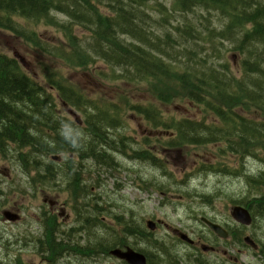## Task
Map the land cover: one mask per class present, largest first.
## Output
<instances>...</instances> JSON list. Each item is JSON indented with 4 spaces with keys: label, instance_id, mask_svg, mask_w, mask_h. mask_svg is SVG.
<instances>
[{
    "label": "trees",
    "instance_id": "16d2710c",
    "mask_svg": "<svg viewBox=\"0 0 264 264\" xmlns=\"http://www.w3.org/2000/svg\"><path fill=\"white\" fill-rule=\"evenodd\" d=\"M150 1L68 0L69 4L64 5V0H0V28L21 34L39 45V39L33 36L34 31L25 33L16 19L37 22L49 18L53 10L62 12L71 19L73 25L81 26L91 34L88 44L82 45L72 33V25H61L64 37L73 47V50L63 55L71 65L83 67L93 63V57H97L105 61L117 79L147 84L158 102H171L185 96L203 105L218 121L206 124L187 118L165 120L159 108L151 103H111L110 112L105 104L87 98L55 71L45 74L46 87L38 84L24 72L15 58L0 51L1 157L16 159L26 173L32 170L41 173L39 166L43 164L40 169L43 168L42 173L48 178L44 177L46 181L55 180L53 176L57 165L59 170L68 169L74 195L85 197L91 187L86 183L84 187L79 186L83 180L81 167L84 161L88 160L95 167L117 171L120 165L116 152H119L131 160L161 166L150 150L126 149L124 145H129L126 135L115 133L114 138L110 134V128L121 125L119 115L126 110L142 117L153 129H164L169 133L155 137L159 145L178 148L183 145L224 143L229 152L239 155L241 159L246 155L255 156L258 150L261 151L260 148L264 149V121L248 118L233 109L239 107L245 111L251 106L264 110V0L261 3L256 2L258 0H169V9L161 0H154V11L161 14L157 25L165 28L159 35L150 34L145 29L146 21L150 19L146 10H153V5L148 6ZM102 4L106 5L107 14L99 10L98 6ZM194 10H197L198 16L204 10L208 17L214 12L218 13V23L222 19L226 20L225 30L215 34L195 29L187 19L189 14H194ZM176 14L183 16L182 24L177 23ZM201 36L202 40L206 36L209 42L219 37L225 39L232 45V51L244 56L240 77L236 78L224 58H218V63H211L205 57L203 51L206 48L201 43ZM254 44L259 45L257 51L251 50ZM114 67L120 70L118 74ZM51 91L58 94L64 105L81 114L83 120L80 125L57 110ZM144 144L148 142L144 141ZM52 155L64 156L66 161L56 164L53 161L44 162L43 159L40 162L41 157ZM74 157H77V161ZM213 168V173L222 172ZM243 171V168L240 171L234 168L232 172L223 173L238 177ZM243 176L245 184L257 193L253 199L238 204L248 208L254 215L261 213L264 209V172L254 176L244 173ZM99 184L98 180L94 181V188H99ZM96 197L81 207L87 214L93 211L94 220L90 218L88 225L102 224L98 217L101 210L98 202L100 196ZM77 216L81 220L78 211ZM138 230L145 236L142 230ZM110 232L113 235V231ZM126 233L125 238L115 234L118 238L110 237L109 241L98 243L93 248L90 245L84 251L106 255L112 248L128 247L131 238L128 234L132 232ZM79 246H76L78 251ZM148 264H154L151 257ZM155 264H160V261Z\"/></svg>",
    "mask_w": 264,
    "mask_h": 264
},
{
    "label": "rangeland",
    "instance_id": "374dc122",
    "mask_svg": "<svg viewBox=\"0 0 264 264\" xmlns=\"http://www.w3.org/2000/svg\"><path fill=\"white\" fill-rule=\"evenodd\" d=\"M64 1V5L69 4L68 0ZM260 1L256 2L259 3ZM161 2L167 9L170 8L171 3L169 0H161ZM152 5L153 10H146L150 19L146 21L147 23H143H146L145 29L150 31V34L159 35L163 31L162 29L165 28L158 26L161 14L154 11V0H151L148 4V6ZM98 8L101 12L108 13L105 4L99 5ZM210 15L208 17L204 10L198 16L197 10H194V14H189L187 19L190 20L195 29L198 28L203 33L212 31L217 34L222 30L224 31L226 20L222 19L218 23V13L215 14L214 12ZM175 18L179 24L184 22V18L180 14H176ZM16 22L24 28L25 33L28 34L29 31H34L33 36L39 39V45L25 39L21 34H15L0 28V51L8 57H13L15 54L21 56L25 61L24 72L44 87L47 84L45 74L47 71L52 70L62 77L67 84L81 90L87 98L105 104V108L110 112L114 103L130 102V104L141 103L143 105L151 103L159 108L165 120L187 118L202 121L206 124L218 121L203 105L196 104L185 96H182V98L177 97L171 102H158L153 92L148 89L147 84L127 83L117 79L112 72L113 70H110L105 61H101L97 57H93V63L86 64L83 67L71 65L63 55L67 54V51L73 50V47L64 37V30L61 25H72V33L80 39L82 45L88 44L91 34L89 30L73 25L71 19L62 12L53 10L49 13V18L39 19L37 22L25 20V18H17ZM247 27L249 28L250 25H247ZM203 40L207 41L208 39L203 36ZM203 40L201 43L206 48L203 53L207 59L211 60V63L212 61L218 63V58H224L236 78L241 76L240 65L244 56L232 51L233 48L229 41L221 40L220 37L215 38L213 42H204ZM251 46L252 51H257L259 48L257 44ZM114 70L117 74L120 71L116 67H114ZM51 92L57 110L72 120L74 118L80 119L79 123L81 124L83 120L81 114L64 105L55 91ZM233 109L236 112L243 113L248 118L264 121L263 109L251 106L245 111H242L239 107ZM123 112L119 115L121 125L117 124V128H110V134L112 136L115 133L126 135L129 143V145H124L126 149L150 150L159 159L161 166L152 165L146 161L131 160L126 155L119 154V152H116L117 162L120 165V169H117V171L95 167L92 163H88V160L83 162L81 167L82 178L85 175V182H88V187H92L88 193V199H97L96 196H100L98 202L101 210L98 217L102 224L98 226L89 224L86 234L81 237L76 235L73 241L76 246L79 244L80 248L79 251H74V255L70 257L71 264H125L109 255L99 252L95 254H89L88 252L87 254L86 251L88 246L92 245L90 247L93 248L98 243L109 241L110 237L113 239L118 235L125 238L126 231L132 232V234H128L131 236L128 240L129 247L146 257L148 256V259L151 257L154 264L157 261H160V264H192V259L197 255L201 256L202 252L199 248L189 247L179 241L177 236L172 233V229H178L188 234L191 239H200L202 242L207 241L206 243L215 247L213 253L203 255L205 259L206 257L210 258L211 263L228 264L230 258L235 259L237 264H264V253L261 252L262 249L264 250V209L261 213L253 214V222L248 227L236 224L229 215L232 205L256 197L257 192L245 184L243 175L245 173L248 176H254L261 171L264 172V149L260 148L261 151L258 150L255 156H247L241 159L238 155L229 152L227 144L224 143L204 146L183 145L178 148L159 145L155 141V137L169 134L166 130H155L137 114L129 110ZM114 117L117 119L116 115ZM144 141H147L148 144H144ZM76 158L74 157L75 161H77ZM42 159L46 158L41 157L40 160ZM62 159L60 164L66 161L65 157ZM213 167L220 169L222 172H211L215 169ZM242 167L246 172L243 171L242 174L240 172L241 175L238 177L232 173H223V171L232 172L234 168L240 171ZM59 169V167L55 169L53 178L64 181L60 177L61 175L71 183L72 179L70 180L71 175L67 173L68 169ZM207 169L209 170L207 171ZM32 175L31 172L26 173L23 171L16 161L0 156V215L4 208H8L14 203L20 205L32 201L33 188L31 189V187L34 186L29 183ZM96 180L101 184L99 188H94V181ZM85 182L82 180L79 186L84 187ZM65 188L66 185L61 182L59 189H53L51 186L46 185L44 195L49 200L55 199L64 202L68 197V192L62 193L61 191L67 190ZM81 191L83 192V190ZM79 201L82 200L74 197L72 210L79 206ZM34 203L42 207L40 198ZM254 206H256V203H254ZM45 210L41 209L44 212ZM26 213L27 210L24 214ZM66 213H69V211L66 210ZM91 213L88 212L87 214L86 210L82 208L80 211L81 221L87 222L90 217L92 219L93 215ZM203 216L220 223L224 227L240 231L237 234L240 243H237L232 237L226 241L215 240L201 222L200 217ZM148 220L160 222L156 225L155 231L150 232L147 229L146 221ZM0 224H3L1 218ZM23 229L22 226L12 228V231L15 230L17 234L21 231V234L18 235V239H20L18 240V242L20 241L18 247L24 239L22 238ZM138 229L142 230L145 236H142ZM110 231H113V235ZM247 235L252 237L258 244L259 249L257 251L251 250L242 242L243 236ZM6 246L7 244L0 246V262L3 263H7L4 255L10 251ZM18 247H14V250ZM86 248L87 250L84 251ZM159 248L162 250L159 251ZM148 251L150 252L148 253ZM161 251L164 253L160 254ZM20 254L22 255L21 259L18 258L20 260H36L30 251H22ZM65 264H69L68 261Z\"/></svg>",
    "mask_w": 264,
    "mask_h": 264
},
{
    "label": "flooded vegetation",
    "instance_id": "af4514ba",
    "mask_svg": "<svg viewBox=\"0 0 264 264\" xmlns=\"http://www.w3.org/2000/svg\"><path fill=\"white\" fill-rule=\"evenodd\" d=\"M42 161L43 160H40V162ZM56 162L60 163L61 160L58 159ZM41 167H43V164H40L39 166L41 173L33 171L32 178L29 181V183L34 186L31 187V189L33 188L32 201L20 205L14 203L1 211L0 218L2 219L3 224L6 225L0 224V246L7 244L6 248L10 251L6 252L4 255L7 263L0 262V264H65L67 261L71 264L70 257L74 255L73 252L77 249L76 243L73 240L76 238V235L81 237L87 233L88 221L82 222L81 220H78L75 210H72L74 191L68 190L70 183H67V178L60 175L64 181L55 178V180H53L54 182L52 181L46 184L44 183L45 174L42 173L43 168L40 169ZM58 167L59 166H57V168ZM60 182L66 185L65 189L67 190L61 192H68V197H66L64 202H59L55 199L49 200L44 195L46 185L51 186L53 189H59ZM86 197H88V195L85 196V198ZM38 198L41 199L42 207H39L38 204L34 203L38 201ZM42 208L46 209L45 212L41 211ZM25 210H27L26 214H24ZM66 210H68L69 213H66ZM4 211L14 214L15 219H6L5 215H3ZM19 226L24 227L22 230V238L24 239L22 244L18 247L20 242H18V240H20L18 239V235L21 234V231L17 234L15 233V230L12 231V228H18ZM179 232L178 229H172V233L176 235ZM213 237L215 238V235ZM187 246L202 249L206 245L200 239H197L196 241L194 240L192 245ZM14 247L18 248L14 250ZM209 247L212 248V246ZM22 251H30L31 255H33L36 260H20L22 257L20 253H22ZM196 251L197 249L195 252ZM213 251L214 248L207 253H201V256L197 255L193 259L191 258L193 262L192 264H214L211 263L210 258L206 257V260L203 257V255ZM14 252L19 254H15ZM12 253L14 256L11 255ZM229 261L235 262V259L229 258ZM122 262L125 263L124 261Z\"/></svg>",
    "mask_w": 264,
    "mask_h": 264
},
{
    "label": "water",
    "instance_id": "95a60500",
    "mask_svg": "<svg viewBox=\"0 0 264 264\" xmlns=\"http://www.w3.org/2000/svg\"><path fill=\"white\" fill-rule=\"evenodd\" d=\"M20 61L23 65H25L24 60L20 58ZM53 158H57L56 156H53ZM5 218L9 220H14L15 216L9 212L4 213ZM231 216L239 223L243 225H249L252 221L251 215L248 212L247 209L241 207V206H234L231 209ZM203 221L206 223V225L213 230L217 235H219L222 238L227 237V233L224 229H222L219 225L212 223L206 219H203ZM147 226L149 229H154L155 224L152 223L151 221L147 222ZM180 238L182 240L187 241L188 243H192V241L185 235V234H180ZM244 241L255 247L253 241L249 237H245ZM204 250H207L204 248ZM110 253L120 259L125 260L128 264H146V258L145 256L137 251L131 250V249H126V250H121V249H112Z\"/></svg>",
    "mask_w": 264,
    "mask_h": 264
},
{
    "label": "bare ground",
    "instance_id": "6f19581e",
    "mask_svg": "<svg viewBox=\"0 0 264 264\" xmlns=\"http://www.w3.org/2000/svg\"><path fill=\"white\" fill-rule=\"evenodd\" d=\"M60 14H61V13H60ZM15 160H16V159H15ZM15 160H14V161H15ZM74 169H75V168H74ZM58 171H59V170H58ZM71 171H72V170H71ZM56 172H57V171H56ZM57 173H58V172H57ZM71 173H72V172H71ZM68 175H70V174H68ZM72 176H73V175H72ZM45 177H46V176H45ZM46 178H47V177H46ZM47 179H48V178H47ZM77 188H78V187H77ZM9 190H10V189H9ZM86 190H87V189H86ZM96 209H97V208H96ZM94 211H95V210H94ZM92 212H93V211H92ZM91 214H93V213H91ZM262 215H263V214H262ZM90 218H91V217H90ZM90 218H88V220H89ZM92 220H94V218H92ZM122 221H124V219H122ZM132 221H133V220H132ZM93 222H94V221H93ZM95 223H96V222H95ZM124 223H125V222H124ZM124 223H123V225H124ZM131 224H132V223H131ZM134 224H135V223H134ZM130 226H131V225H130ZM154 242H158V241H154ZM161 242H162V241H161ZM158 243H159V242H158ZM153 244H154V243H153ZM164 244H165V243H164ZM154 245H155V244H154ZM160 245H161V244H160ZM152 246H153V245H152ZM163 246H164V245H163ZM150 247H151V246H150ZM154 247H155V246H154ZM154 247H153V248H154ZM157 247H158V245H157ZM153 248H152V249H153ZM163 248H164V247H163ZM165 248H167V247H165ZM160 249H161V248H159V251H160ZM161 250H162V249H161ZM163 250H164V249H163ZM149 252H150V251H148V253H149ZM154 252H155V251H154ZM162 252H163V251H161L160 254H162ZM155 253H157V252H155ZM163 253H164V252H163ZM151 254H152V253H151ZM156 255H157V254H156ZM167 255H168V253H167ZM170 255H171V254H170Z\"/></svg>",
    "mask_w": 264,
    "mask_h": 264
}]
</instances>
